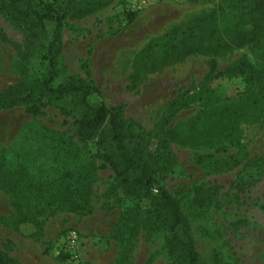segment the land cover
<instances>
[{
	"label": "rangeland",
	"instance_id": "1",
	"mask_svg": "<svg viewBox=\"0 0 264 264\" xmlns=\"http://www.w3.org/2000/svg\"><path fill=\"white\" fill-rule=\"evenodd\" d=\"M153 7L128 36L122 16L126 0L67 19L57 83L82 76L81 63L87 61L99 92L90 102L122 106L123 119L146 131L180 90L201 94L209 87L216 99L193 103L169 125L179 136L173 148L178 163L164 185L179 202L185 222L180 233L193 240L199 264H264V91H247L239 78L203 83L210 59L217 72L245 59L264 76L258 47L229 43L237 29L251 28L249 15L236 0H173ZM46 26L50 37L53 25ZM0 27L13 40H22L20 30L1 16ZM172 29L192 30L217 53L191 55L148 73L138 53ZM42 49L23 76L13 50L0 42V90L31 79ZM134 72L136 88L128 91ZM255 96L260 99L254 105ZM223 107L235 110L234 121L214 125L210 113ZM79 115L72 98L52 99L36 117L21 107L0 113V175H5V180L0 177V218L7 220L0 221V249L10 240L9 255L22 264H172L162 248L165 232L142 229L143 218L135 214L132 201L119 190L110 191L112 173L98 169L95 147L77 141L74 121ZM82 184L90 189L92 209L83 215L73 211ZM64 194L68 205L60 207ZM18 211L40 225L23 223L15 230L9 220ZM69 232L77 236L72 248L66 247Z\"/></svg>",
	"mask_w": 264,
	"mask_h": 264
},
{
	"label": "trees",
	"instance_id": "2",
	"mask_svg": "<svg viewBox=\"0 0 264 264\" xmlns=\"http://www.w3.org/2000/svg\"><path fill=\"white\" fill-rule=\"evenodd\" d=\"M115 0H0V16L15 26L22 35L21 41L10 38L0 27V42L8 45L14 52L19 72L26 76V71L39 47V69L24 84L0 90V113L21 107L31 117L40 116L52 99L72 98L76 100L80 115L74 121V135L83 145L92 144L95 156L100 161L98 169L111 171L110 191L119 190L125 198L136 207L135 214L142 216V229L146 233L165 232L162 248L172 264H199V255L193 240L182 236L180 229L185 225L178 200L171 195L164 185L177 166L174 144L178 134L170 129L173 119L184 110L191 108L195 102L216 99L211 96L209 87L205 86L201 94L180 90L167 101L156 114L151 130L146 131L133 120H124L122 106L108 107L103 101L91 103L90 99L98 95V90L87 61L81 63L82 76H70L57 83L59 78L60 53L63 31L67 19H80L104 7ZM237 8L249 15L252 23L250 29H237L231 37L233 47H258L264 61V0H236ZM139 13L123 12V22L130 25ZM245 14V13H244ZM242 16V14H241ZM244 20L243 16L241 17ZM47 23L53 25L48 37ZM118 29L112 35H117ZM45 41V44H42ZM227 44L226 46H228ZM203 39L192 31L172 29L159 38L151 40L141 49L136 58L142 60V66L148 73L161 67L175 64L191 55L216 54ZM88 54H92L89 50ZM138 63L135 59L133 67ZM214 59L208 62V72L203 83L220 77L239 78L245 89L258 88L264 91V76L245 59L217 72ZM138 77L134 72L127 86L134 91ZM209 95V96H208ZM264 99V96L261 97ZM260 97L255 96L252 104H258ZM213 124H224L226 119L234 121L235 110L223 107L219 112H211ZM201 159V158H200ZM199 160V159H198ZM240 160H238L239 162ZM0 166V172L3 171ZM5 180V175L0 177ZM90 189L82 184L77 193V203L73 201V211L83 215L91 213L88 206ZM63 206L68 205V198L63 195ZM72 205V201H69ZM0 221H7L0 218ZM35 222L27 212H16V217L9 220L15 230L18 225ZM11 241L6 240L0 249V264H22L13 259ZM61 260L67 258L61 253Z\"/></svg>",
	"mask_w": 264,
	"mask_h": 264
},
{
	"label": "built area",
	"instance_id": "3",
	"mask_svg": "<svg viewBox=\"0 0 264 264\" xmlns=\"http://www.w3.org/2000/svg\"><path fill=\"white\" fill-rule=\"evenodd\" d=\"M173 0H126L127 11L133 13H140L154 5L172 2ZM77 243V236L75 232H69L66 237V247L72 248Z\"/></svg>",
	"mask_w": 264,
	"mask_h": 264
},
{
	"label": "crops",
	"instance_id": "4",
	"mask_svg": "<svg viewBox=\"0 0 264 264\" xmlns=\"http://www.w3.org/2000/svg\"><path fill=\"white\" fill-rule=\"evenodd\" d=\"M159 6L160 7H166V5H159ZM159 6H156V7L158 8ZM156 7L150 8L144 12L139 13L137 18L125 30L124 33H126V36L130 35L132 33L133 29H135V27L138 25V23L142 20V18L149 15L150 13H152V11H154L156 9Z\"/></svg>",
	"mask_w": 264,
	"mask_h": 264
}]
</instances>
